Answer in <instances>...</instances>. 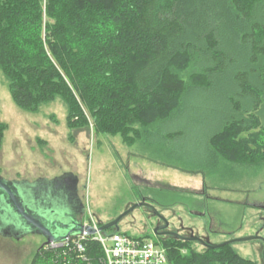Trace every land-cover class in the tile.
<instances>
[{"label": "trees", "instance_id": "16d2710c", "mask_svg": "<svg viewBox=\"0 0 264 264\" xmlns=\"http://www.w3.org/2000/svg\"><path fill=\"white\" fill-rule=\"evenodd\" d=\"M263 13L264 0H0V71L24 111L37 113L59 98L70 130L120 135L154 163L223 180L240 166H264V86L246 68L264 61ZM227 28L245 48L246 69L233 74L234 92L223 98L230 109L203 151L185 156L177 147L184 132L160 128L183 114L192 92L212 88L237 62ZM226 38L230 48L222 44ZM252 69L264 82V65ZM6 129L0 121V146ZM135 193L159 212L191 211L205 200L157 183ZM131 236L160 243L169 264H262L230 242L197 249L176 237ZM84 245L85 260L74 250L41 247L30 264H106L99 241L90 236Z\"/></svg>", "mask_w": 264, "mask_h": 264}, {"label": "rangeland", "instance_id": "374dc122", "mask_svg": "<svg viewBox=\"0 0 264 264\" xmlns=\"http://www.w3.org/2000/svg\"><path fill=\"white\" fill-rule=\"evenodd\" d=\"M261 18L264 21V13ZM230 30L226 31L237 62L217 75L212 88L192 92L183 114L160 128L162 132H184L177 147L185 156L203 151L207 137L228 111L223 98L231 90L234 92L233 74L244 71L245 48L234 42ZM227 39L222 44L230 48ZM263 65L261 59L252 68L260 70ZM246 68L252 72L248 74L250 80L264 86L258 80V73L253 75L256 71L248 64ZM260 109L264 116V103ZM0 121L7 124L0 146V175L4 179L31 190L38 184H57L71 178L77 184V194L84 206V219L92 215L104 223L119 216L130 203L139 202L135 193L139 186L156 183L177 186L200 200L204 195L205 200L200 201L203 206L191 211L182 207L161 210L173 224L182 219L185 225L205 228L214 245L257 235L260 238L232 244L243 257L264 264V166H240L233 177L206 180L202 174H187L159 165L148 160L138 144L126 145L120 135L95 134L92 128L70 130L66 108L59 98L43 105L37 113L20 109L12 100L1 71ZM156 217L148 207L139 206L120 220V230L138 235L150 230L157 222ZM20 236L0 232V264H30L42 237L32 232ZM195 246L202 249L203 245Z\"/></svg>", "mask_w": 264, "mask_h": 264}, {"label": "water", "instance_id": "95a60500", "mask_svg": "<svg viewBox=\"0 0 264 264\" xmlns=\"http://www.w3.org/2000/svg\"><path fill=\"white\" fill-rule=\"evenodd\" d=\"M45 185L48 186V191H54V204H57V206L59 205L60 207L61 205H64L65 209L61 207L62 210H60L59 206L55 207L54 204H48L42 199L41 201H37V195L35 197L37 192H34L35 188L30 192L29 189L23 188V185L15 184L13 181L6 180L0 175L1 233L22 236V233L32 232L45 238V242L42 244V246H44L51 242H60L68 237H74L85 232L89 235H94L98 232L107 233V230L112 228L114 229L113 231H119L120 220L139 206L148 207L155 216L164 220V228L169 225L167 218L163 216L157 208L145 200L132 204L115 219L107 223H102L98 228L91 225H84L82 223L84 206L77 194V184H70L73 186V189L67 187V191H65L66 194H64V192L61 194V184H38L37 187L42 188ZM42 195L43 194L40 196ZM45 196L48 200V197L51 195L48 193L45 194ZM256 238L260 237L256 235L247 238L232 239L217 245L210 243L209 240L204 241L201 237H191L189 239L199 240L207 247L219 248L229 242L233 243L235 241L252 240Z\"/></svg>", "mask_w": 264, "mask_h": 264}, {"label": "built area", "instance_id": "2783aa9c", "mask_svg": "<svg viewBox=\"0 0 264 264\" xmlns=\"http://www.w3.org/2000/svg\"><path fill=\"white\" fill-rule=\"evenodd\" d=\"M84 224L98 227L92 215ZM90 236L101 243L106 264H169L166 248L160 243L151 238L134 237L119 231L107 234L98 232L94 235L85 232L60 242H51L44 249L74 250L77 259L85 260L84 242Z\"/></svg>", "mask_w": 264, "mask_h": 264}, {"label": "flooded vegetation", "instance_id": "af4514ba", "mask_svg": "<svg viewBox=\"0 0 264 264\" xmlns=\"http://www.w3.org/2000/svg\"><path fill=\"white\" fill-rule=\"evenodd\" d=\"M70 179L67 178V179H64V180H62V181L57 183V184H61V187H62L61 188L62 189L61 194H63V192H64V194H66L65 191H67L66 190L67 187L73 189V186H71L70 184H76V183L72 182V180H70ZM15 184H17V183H15ZM65 184H67V185H65ZM20 185H22V184H20ZM22 187L23 188H27L26 186H22ZM31 190H29V191L31 192ZM34 192H37V194H35V197L37 195V197H36L37 201H41V199H42V200H45L48 204H51V205L54 204V191H52V190L48 191V186L47 185L43 186L42 188H38L37 187ZM48 193H49V195H51V196L48 197L49 201L47 200V197L45 196V194H48ZM41 194H43V195L40 196ZM54 206L58 207L59 205L57 206V204H54ZM61 207H63V209H65L64 205H61ZM61 207L59 206L60 210H62ZM263 207H264V205H263ZM75 208H79V207H75ZM162 215L165 216L164 214H162ZM156 218H158V219H157V222L155 223V225L150 230L144 231L143 233L152 235L155 238H164V239H167V240L171 239L173 237H176V238H180V239H182L184 241H187L189 243L190 242L191 243L194 242V243H192L194 245H196L195 243H197V242L202 244V245H204V244L201 241H199V240H190L189 238H191V237H201V238L204 239V241H208L209 240L208 234L205 233V228L199 229L195 225H190V226L189 225H185L182 219H179L178 224L175 225L167 217L166 218L169 221V225L164 228L163 226L165 225V221L160 219L159 217H156ZM37 236L42 237V243L38 247V249H40L41 247H43L42 244L45 242V238L43 236H41V235H37Z\"/></svg>", "mask_w": 264, "mask_h": 264}, {"label": "crops", "instance_id": "0c3cea01", "mask_svg": "<svg viewBox=\"0 0 264 264\" xmlns=\"http://www.w3.org/2000/svg\"><path fill=\"white\" fill-rule=\"evenodd\" d=\"M140 202V201H139ZM135 204V203H134ZM144 232V231H143ZM143 232H139V234H143Z\"/></svg>", "mask_w": 264, "mask_h": 264}]
</instances>
